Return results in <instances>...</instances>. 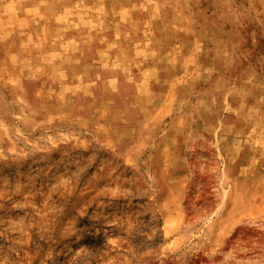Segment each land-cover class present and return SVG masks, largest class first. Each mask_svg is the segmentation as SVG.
<instances>
[{
	"label": "rangeland",
	"instance_id": "obj_1",
	"mask_svg": "<svg viewBox=\"0 0 264 264\" xmlns=\"http://www.w3.org/2000/svg\"><path fill=\"white\" fill-rule=\"evenodd\" d=\"M0 264H264V0H0Z\"/></svg>",
	"mask_w": 264,
	"mask_h": 264
},
{
	"label": "bare ground",
	"instance_id": "obj_2",
	"mask_svg": "<svg viewBox=\"0 0 264 264\" xmlns=\"http://www.w3.org/2000/svg\"><path fill=\"white\" fill-rule=\"evenodd\" d=\"M50 24V23H49ZM110 63V62H109ZM119 63V62H118ZM120 68V67H119ZM111 78V77H110Z\"/></svg>",
	"mask_w": 264,
	"mask_h": 264
}]
</instances>
